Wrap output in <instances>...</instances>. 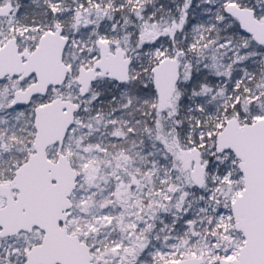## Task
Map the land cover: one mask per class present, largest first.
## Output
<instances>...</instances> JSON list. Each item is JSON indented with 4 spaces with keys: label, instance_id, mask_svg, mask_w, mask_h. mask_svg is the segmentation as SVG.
Returning <instances> with one entry per match:
<instances>
[{
    "label": "snow or ice",
    "instance_id": "snow-or-ice-1",
    "mask_svg": "<svg viewBox=\"0 0 264 264\" xmlns=\"http://www.w3.org/2000/svg\"><path fill=\"white\" fill-rule=\"evenodd\" d=\"M0 264H264V0H0Z\"/></svg>",
    "mask_w": 264,
    "mask_h": 264
}]
</instances>
